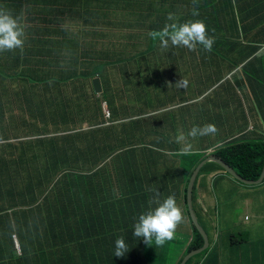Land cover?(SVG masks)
I'll return each instance as SVG.
<instances>
[{"label":"trees","instance_id":"1","mask_svg":"<svg viewBox=\"0 0 264 264\" xmlns=\"http://www.w3.org/2000/svg\"><path fill=\"white\" fill-rule=\"evenodd\" d=\"M54 1L56 0H20L36 8L32 11V16L39 13L40 7H46ZM71 1L93 6L97 8L95 12L100 15H108L110 13H106L108 10L117 9L103 18L105 21L117 20L115 25L121 15H129L126 22L133 27H122L120 24V30L115 38L127 48L128 53L126 63L121 66L120 82L122 78L123 83L114 94L122 110L121 112L110 110L112 123L117 120H127V122L119 127L121 133H117L118 136L110 135L116 128L111 125L105 126V121L99 118L100 108L89 106L76 117L80 123L89 124L87 130L82 133L60 131L63 127L58 123L63 122V119L60 118L61 114L58 111L59 102L55 104L50 96L46 99L45 93H43L44 99L40 101V96L36 94L39 91L31 89V94L27 97L29 103L24 101V105L25 113L29 119H34V122L27 125L24 118L15 119L16 115L12 114L14 119L10 125L3 126L0 123V264H99L103 259L114 263V242L117 238L125 239L129 249L124 255L126 257L132 256L140 244H145L142 239L135 238L132 231L138 216L149 209L150 199L146 195H139L141 184L135 179H126L123 182L120 169L117 178L122 184H117L115 175L111 174L108 167H112L114 159L119 157V155L113 156L118 147L134 150L130 154L137 151L142 153L140 149H148L151 153L155 150L144 144L147 136H153L152 127L150 125L145 127V123L139 121L140 116L144 115V106L154 99V96L146 86L142 68L140 71L137 70V73L134 70L133 73L129 71L132 70L129 67H134L136 60L143 59L149 54L162 56L190 53L186 48L172 47L166 52H161L158 42L149 38V32L161 30L164 24L169 22L166 19L168 13H174L179 23L189 20L203 21L208 34L215 36L212 51L207 53L226 56L235 52L238 54V59L232 63L234 68L241 66L242 58L247 57L249 61L244 65V71L248 75L250 85L253 87L258 84L259 88L263 86L259 79L264 80V69L261 67L250 69L254 62H257L255 55L260 53L261 46L252 41L245 44L244 32L257 28L253 24L264 14V0H239V3L233 0H196L195 5L192 0H156L157 5L151 8L149 4L146 5L148 0ZM11 2L12 0H9L5 6V0H0V6L8 7L15 12ZM208 6L210 15L205 13ZM194 7L199 12L198 16L192 15ZM235 9L236 11L240 9L243 13L241 22L239 19H234ZM34 18L35 16L30 20ZM214 18H219L221 21L214 23ZM241 23H246L243 28ZM261 35L260 40L263 42L264 28L261 30ZM217 45H221L220 49ZM199 49L202 53L206 52L201 47ZM18 53V50L7 52L5 57L21 59L30 65L35 63V55L31 49L24 47L22 58ZM261 53H263L261 57H264V51ZM107 59L109 58H105ZM106 66L107 63L99 65L98 71ZM34 74L42 83L51 82L52 73L39 75L34 72ZM6 78L0 72L1 87L7 85ZM65 78L76 97H80L85 89L91 91L89 82L82 87L83 82L89 79L87 75ZM208 80L212 81L210 76ZM158 98L162 101L169 100L166 94ZM133 101L136 102V106L130 105ZM139 101L142 104H139ZM116 116L118 119H115ZM37 121L46 124L38 126ZM9 131H11L10 138L26 139L11 143L10 138H7ZM56 131L59 132L54 135V139H43L46 133ZM111 136L118 139L116 145H113ZM17 146L20 147L21 168L11 156L7 159L4 154L11 152L12 155ZM106 150L108 151L104 154ZM84 152L93 155L81 159L85 164L89 161L87 169L80 168L77 160ZM57 153L59 158H53ZM214 155L231 166L242 178L250 181L258 180L264 167V143L243 142L225 145ZM205 170L207 167H204L202 172ZM236 184L240 185L238 182ZM184 192L183 200L188 222L184 221L180 225V230L182 235L186 236L183 232H188L189 229L193 238L182 259L187 253L204 244L202 236L190 219L186 188ZM21 195H27L26 202L15 203L16 206L21 207L17 210L11 202ZM174 195L179 200L181 194L177 192ZM193 203H195L194 198ZM4 216L6 218L2 223ZM8 216L9 231L15 228L18 232L19 256L14 255L10 235L8 237L4 234V223ZM243 239L245 240L246 237ZM171 241L167 244L169 245ZM152 245L154 243L147 246ZM250 247L251 251L238 255L236 260H233L234 264H264V239L256 241ZM141 257L150 260L147 253L145 255L138 253L137 257L134 255L139 262H142L139 259ZM214 258H218L217 251L210 252L208 249L190 258L186 264H217Z\"/></svg>","mask_w":264,"mask_h":264},{"label":"clouds","instance_id":"2","mask_svg":"<svg viewBox=\"0 0 264 264\" xmlns=\"http://www.w3.org/2000/svg\"><path fill=\"white\" fill-rule=\"evenodd\" d=\"M150 1L151 0H148L146 3V5L149 4V8L153 7L150 4ZM192 2L194 5L196 4V0H192ZM155 5H157L156 2L154 6ZM31 7L33 8V6ZM34 9L36 10V8H33L31 9V12L24 14V17H26V19L25 21H23V18L21 16H16L12 13L11 10L0 6V53L16 52L18 50L22 54L24 51V47H26V45L35 44L37 42L60 41L64 33L73 32L75 35L78 36V32H75L77 29L70 28L67 26V24L72 22H78L82 24V27L80 29L82 33V38H81L82 40L80 45L83 43V53L86 54V56L82 62V68L80 72H83L84 75L88 76L89 79L88 81L87 80L86 81L87 83L89 82L91 85V91L89 92V94H91L94 97V100L92 101L89 100L88 103H84V101L82 100L85 98L84 97L85 94L83 93L80 95V97H76L74 95L72 99H68L66 102L60 103L58 100V95L55 93V90L63 91V89L66 88L67 90L71 89L73 91V88L66 81L65 78L66 75L62 74L63 71L60 70V67L58 68L57 73H52V79L51 82L49 83H42L37 79H28L26 81L31 89L43 93H45V91H48L49 96L52 100H54V103L56 104L57 102H59L60 107L58 108V111L61 114L60 118L63 119V122L58 123L59 126L63 127V129L60 131L68 130V132L66 133H72L76 131L82 133V131L87 130L88 127H90L89 124L80 123L78 120H76V117L79 112L85 111L89 106L95 107V109L100 108L99 118L105 121V126L111 125L114 128L121 127L122 123L127 122V120H117L112 123L110 121L111 118L110 110L114 112H121L122 110L121 104L117 100V97L114 94L116 93L117 89L120 87V84L123 83L122 78L120 82V72H121V66L125 64L128 59V53H127V48L121 45V43L117 41L115 38L118 31L120 30V24H122V27L125 26L133 27V26H131L128 22L120 23V20H118L117 24L115 25L114 23L117 20L105 21L103 19L104 17H107L108 15L112 14V12L116 11L117 9L114 11L108 10L106 12V13L110 12L108 15H100V13L95 12L97 8L80 2L75 3L71 0L70 1L56 0L50 3L49 5H47L46 7H40L39 13L37 15L32 16L31 13ZM80 10L83 11V14H86V11H88L86 18L82 20L80 18H73L75 16H79ZM192 15L193 16L199 15V12L196 10L195 7L193 8ZM34 16L35 18L33 20H30ZM166 19L169 22L165 23L161 30L151 31L148 33L150 39L158 42V47L161 52H166L170 47L186 48L190 52H195L198 50V46L201 47L206 52L210 53L212 51L213 45L215 43V37L214 35L210 36L208 34L207 27L203 21L189 20L184 23H179L177 16L171 12L167 14ZM261 36L262 35L260 33L258 39V41L261 42L259 43V45L261 46L260 53H257L256 55L259 54L263 55V53L261 52L264 51V41L262 42L260 40ZM94 39L96 40L95 49H93ZM78 44L79 42L77 40L75 39L72 40V47L74 50L78 47ZM104 57L109 59L105 60ZM4 58H6L5 55L3 56L2 59ZM73 60H75V57H73V59L72 57L67 58L65 61V67L73 65ZM140 60L142 59H139V61ZM144 60L142 64L144 63ZM105 63H107L108 66L98 71V66L103 65ZM129 69H132L129 71H132L134 73V67H129ZM0 72H2L7 77L6 78L7 85L3 87L0 86V90L8 91V92L15 91L17 89L15 83H17L21 79H19L15 75L6 74L4 71L1 70V68H0ZM73 72H65V73H73ZM55 74H58V76H55ZM76 76H80V75H76ZM93 79L98 80L100 84L101 92H97V93L94 92L95 86L92 85ZM104 84L110 96L114 98L115 104L112 105L108 104L106 97L104 96L105 93ZM186 86H187V81L182 78L175 84V87L178 89L185 88ZM8 97L12 101H10L8 103V106L6 107V105L4 104L5 96L0 93V123L2 125H3L5 112H9V115L7 116L8 117L7 125H10L11 123L9 122V120L14 119L12 117L13 113L9 110V107L11 106L12 102L17 103L15 108L21 105V110H19V114L16 115L15 119H20V117L23 118L26 111L24 101L23 103H19L17 101L20 99L19 95L10 93ZM132 104L135 105L136 102L133 101L130 103V105ZM71 106H72V111L70 117L69 107ZM74 111L75 114L73 113ZM143 111H144V115L140 116L141 119L139 121L143 122L144 119L148 117L154 123L158 122V124H160V131L163 134V136L169 137L170 135L169 133L172 132L173 130L172 128L174 124H176V120L172 116H165L169 112L168 109L164 107H158L156 109H148L146 107V109H143ZM115 119H118V117L116 116ZM25 120L28 122L27 125H29L32 123L33 119H29L27 115ZM65 122L67 124H64ZM57 132L59 131L48 132L44 135L43 139L46 140L54 139V135H57L56 134ZM217 132L218 129L214 124H205L203 126H193L188 131L186 136L183 133H181L178 139L179 141L185 142L180 150L181 154L184 155L189 154L188 156H192L190 153L192 151L193 146L190 143V140H195L198 137L214 136L217 134ZM10 137H11V131L7 132V138ZM111 137H112L111 141L114 142L113 145H116V143H118V139L115 138L114 136ZM150 137L152 136L146 137V139L144 140V144H146L148 147L155 148V150L152 151L162 150L155 146L154 144L155 142L152 145L153 139H151ZM0 138H1V131H0ZM19 139H26V138H18V139L10 138L9 141L11 143H17L19 142L18 141ZM19 148L20 147L17 146L15 151L12 152L11 159H13L17 163V165L21 168ZM116 149L117 151L113 156L119 155V157L114 159V163L112 164L113 171H112V167H108V168L110 171H112V174L115 175L117 179L116 183L122 184V182L119 181L117 178L119 169L121 171H124L125 169L130 168L135 164L138 157L141 156L139 151H137L134 154L126 155V152L128 151L126 150V148L122 149L121 147H118ZM107 151L108 150H106L104 154ZM164 153L167 156H170L172 152L167 153L164 151ZM91 156L93 155L87 154L86 152L82 153L77 158V160L79 161V167L87 169L89 167V161L88 164H85L81 159L83 157H91ZM212 156L216 157L214 154L205 158H203L202 156L203 159L201 158L200 160H198L195 166L197 167L203 160ZM53 158H59V154L57 153L56 155L53 156ZM168 161H170V159ZM210 162L211 161L204 164L197 175L196 181L193 186V195H192L193 206H194L193 198L195 192L194 190L196 189V187L199 186V182L202 178V176L200 177V174L202 172V169L204 167H207V164ZM211 163H215V162H211ZM144 164H145L144 171H140V170L135 171L134 176L132 178L141 184V191L139 195H146L150 199L147 189V181L149 179V173H150V169H149L150 164L145 162ZM195 166L193 172L191 171L189 173L186 184H184L185 176L181 174H177V176H179L178 178H176L179 184V193L182 195L184 190H182L181 188H186V197H187V190L191 176L196 169ZM219 167L222 168L221 166ZM206 171L207 170L203 171V173H205ZM222 171L226 172L223 168ZM229 176L232 177L230 174ZM232 179H234V181H237L234 177H232ZM123 182H125V179L123 180ZM237 182L242 184L239 181ZM263 184L264 181L259 185H246V184L243 185L259 187ZM149 191L153 193L152 198L149 200V209L138 216L137 221L133 225L132 232L135 238L142 239L145 244L151 245L154 243V245L148 247L145 244H140V246L142 247L140 246L137 247L136 248L137 250L134 252L132 256L126 257L124 255L128 252L129 249L125 242V239L123 237L117 238L114 242L115 246L113 253L115 262L110 263L107 260L103 259L99 262V264H154L157 258L161 254H163L161 252V247L164 246L165 243L173 240L175 236L178 238L179 240L178 242L182 241L183 237H185L184 235H182L180 230V225L184 222V215L182 209L177 205L175 196L169 195L167 196V198L160 199V192L157 189H149ZM21 196L16 197L13 200V202H11V204L17 210L20 209L21 207L19 205L16 206L15 203L20 204L26 202L27 195H24L22 197ZM152 205H155V207H151ZM187 208H188V203H187ZM194 211L197 215V211L195 209ZM252 217L244 216L242 218L243 223L245 225H250L255 221V218ZM5 218L6 217L4 216V218L2 219V223L4 222ZM9 218L10 217L8 216L4 223V234L8 237L10 235L14 249V255L16 254L19 256L20 241L18 238V232L16 231L15 228L12 231H9V223H8ZM197 218L200 226L204 229V231L207 234L209 240V246L205 250H203L198 254H195L194 256L199 255L208 249L210 250V252L216 250L218 254V258L217 259L214 258V259L216 260L217 264H228V263L234 264L233 260H236V257L238 255H240L242 252L248 253L249 251H251V247L249 245V232L243 233L240 231L241 229L243 230L245 227L236 225L235 228L229 229V228H224V226L220 224H213V223L211 224V226H208L203 222L202 218L199 216V213ZM185 220L188 221L187 218H185ZM208 227L211 229V232H209ZM227 232H229L231 236L226 237ZM191 236L185 248L181 252L180 257L177 260V264H181L183 259L189 253L201 249L203 247L202 246L198 249L192 250L191 252L187 253L182 259L186 248H188V245L190 244L193 238ZM244 237H246L245 240L243 239ZM217 246H219V249ZM138 253H142L143 255L147 253V255L150 257V260L141 257L139 259L142 262H139L136 258H134V255L137 257ZM117 259L122 261V263H120Z\"/></svg>","mask_w":264,"mask_h":264},{"label":"crops","instance_id":"3","mask_svg":"<svg viewBox=\"0 0 264 264\" xmlns=\"http://www.w3.org/2000/svg\"><path fill=\"white\" fill-rule=\"evenodd\" d=\"M234 18L239 19V13H233ZM261 18L262 24H253L257 26L251 31H243L246 42L260 43L258 41L261 30L264 28V15ZM241 22V20L239 19ZM242 28L244 23H241ZM240 39L242 38L239 30ZM79 42L78 47L74 50L72 47V40ZM82 39H79L73 32L64 33L60 41L37 42L35 44H28L26 48L32 50L35 55V63L30 65L21 59H13L8 56L0 60V68L8 75H15L20 81L16 84L17 89L12 92L0 90V93L5 96L4 104L6 107L12 101L8 95L10 93L17 94L20 99L19 103H23L21 97L25 91H28V96L31 94V88L26 80L38 79L34 72L39 75L57 73L58 68L64 72H80L82 62L86 54L83 53V43L80 45ZM95 49L96 40L93 41ZM35 46V48H34ZM220 49V48H218ZM184 50V49H183ZM232 54H236L232 52ZM18 56L22 58L19 52ZM261 54L256 55L257 61L260 62ZM75 57L73 65L65 67L67 58ZM203 57L205 61L201 58ZM229 55L213 54L200 56L187 52L186 54H172V55H157L155 57H148L144 60V64L136 66L138 71L142 68L144 71V78L146 86L154 97H162L163 94L168 95L169 101L161 104L162 107L168 109L165 116H172L176 120V132L173 137H165L160 131V124L151 121L148 117L144 119L145 127H152V145L155 142L174 143L175 146L169 144H162L156 146L167 153L180 152L184 145V141H179V136L183 133L185 136L193 126H203L205 124H214L218 132L214 136L198 137L195 140H190L193 148L190 154H202L203 158L213 155L219 148L225 145H236L243 142L264 143V80L261 88L252 87L249 83V78L244 71V65L249 61L247 57L242 58L241 66L234 68L232 63H227ZM226 64H217L214 61L222 59ZM204 63V64H203ZM171 67L168 72L171 75L179 78H184L187 81L185 88L178 89L175 84L164 91L161 88H149L148 79H159V67ZM260 67V63L258 65ZM257 67V68H259ZM255 67H250L253 69ZM260 69V68H259ZM259 71V70H258ZM24 78H21V77ZM58 76V74H55ZM152 76H155L153 78ZM210 76L211 82L208 80ZM87 83L85 80L82 84L84 87ZM252 91V96L249 92ZM90 90L85 89L83 93L85 98L82 100L88 103L89 100H94V97L89 94ZM58 95L60 103L72 99L74 94L71 89L64 88L63 91L55 90ZM159 93V94H158ZM39 100H43V92H37ZM46 99L49 92L45 91ZM222 95H224V102H222ZM136 106V104H135ZM15 109L21 110V105ZM156 109V108H154ZM66 110V108H65ZM72 106L69 107L71 117ZM255 111V112H254ZM254 117H253V116ZM8 119V117H7ZM66 119V117H65ZM256 119V120H255ZM258 120V121H257ZM34 122V119L32 120ZM257 121V122H256ZM37 125H44L46 123L36 122ZM64 124H67L66 122ZM31 125V124H29ZM3 138V137H2ZM181 153V152H180ZM7 159L11 156V152L5 153ZM188 155V154H187ZM145 163L150 164V160L154 157L140 153ZM202 158V159H203ZM9 161V160H7ZM167 165L175 168L177 162L173 159L167 162ZM140 165L131 166L121 173L122 179H131L134 176V169L140 168ZM178 170V168H175ZM180 172V170H178ZM228 176L218 167L216 163H208L207 171L203 173L199 182V194L196 196L197 214L202 218L203 222L211 226V224H220L224 228L233 229L235 226H242L249 229V245H253L256 241L264 239V232L260 234L261 224L264 223V202L256 199V194L259 190H264L263 186H245L238 191L239 195L245 198L237 204L231 205L229 191L231 188H238L240 185ZM221 193V197L217 196L214 187ZM185 190V188H181ZM195 191V190H194ZM184 221L186 218L185 210L181 203ZM202 208V210H201ZM204 209V211H203ZM220 212V215H219ZM244 216L254 217L255 221L250 225H245L242 221ZM188 222V221H187ZM184 227V226H183ZM219 249V246H217ZM229 264V263H228Z\"/></svg>","mask_w":264,"mask_h":264},{"label":"rangeland","instance_id":"4","mask_svg":"<svg viewBox=\"0 0 264 264\" xmlns=\"http://www.w3.org/2000/svg\"><path fill=\"white\" fill-rule=\"evenodd\" d=\"M236 1V3H239V0H234ZM9 0H5V6L8 4ZM156 0H151L150 4L152 6H154ZM12 5L14 6L15 12H13L11 9H9L8 7L6 9H9L12 11V13L16 16H21L23 18V21H25L26 17H24V14L28 13L31 11V9H33L31 6H29L28 4L22 3L20 2V0H12ZM88 11H86V14H83V11L80 10L79 12V16H75L73 18H80L81 20L86 18ZM205 13L210 15V10H209V6L205 9ZM238 13H239V19L242 20L241 17H243V13H241V10L238 9ZM264 15V14H263ZM262 15V16H263ZM261 16V17H262ZM129 19V15H121L120 16V23L126 22ZM217 21H221L219 18H214V23ZM246 24V23H244ZM254 24H262L261 18H257L254 22ZM68 27L70 28H75L77 29L75 32H78V37L79 39L82 38V33L80 31L82 24L78 23V22H72V23H68L67 24ZM115 28V27H114ZM211 34L213 35V33L211 32ZM215 37V36H214ZM219 46L221 45H217V47L219 48ZM5 53H0V59L3 58V56L6 54ZM191 54H196V55H200V56H205V55H211L208 54L207 52L202 53L198 47V50L195 52H190ZM229 57L227 58V63H235L238 59V54H228ZM149 56L151 57H155L157 56V54H149L147 55L145 58H148ZM144 58V59H145ZM204 61L205 59L203 57H201ZM137 60L134 64V70L136 71V66L142 64L143 60ZM223 62H220V60L218 61H214L217 64L221 63V64H226V62L224 61L223 58H221ZM140 63V64H139ZM260 63V67L262 69H264V57H261L260 62H254V65L252 67H255L257 69V67H259ZM259 67V68H260ZM171 70V67H164L161 68V65L159 67V71H160V80L159 79H148V84H149V88L153 87V88H161V89H169L172 85H174L175 83L178 82V78L177 76L175 77V75H171L168 71ZM66 76H74V75H84L83 72H75V73H62ZM153 78H155V76H152ZM181 78H179L180 80ZM184 79V78H182ZM186 80V79H184ZM261 80V79H259ZM258 85V84H257ZM257 85H254V87H257ZM104 96L106 97V100L108 102L109 105L115 104V100L112 96H110L109 92L106 89V86L104 84ZM251 96H252V91L249 90ZM28 91H25L22 94V98H24L25 102H28ZM12 98V96H11ZM169 101V100H168ZM167 102V101H162L161 99H159L158 97H154V99H152L150 102H148L145 106L144 109H146V107L148 109H154V108H158V107H162L161 104ZM222 102H224V95H222ZM29 103V102H28ZM139 104H142L139 101ZM17 105L16 102H12L11 106L9 107V110L14 114L17 115L19 114V110L15 109V106ZM75 114V111L73 112ZM9 115V112H5L4 114V119H3V126H6L8 124V120H7V116ZM27 117V113L24 114V119H26ZM26 122V124L28 123L26 120H24ZM9 122H13V120H9ZM168 129V126H167ZM173 131L176 132V124H174L173 126ZM173 133H169V137H173ZM120 134L121 131H119V127L114 129L112 133H110L111 135L114 136H118L116 134ZM156 146H161L162 144H169L172 146H175L176 144L174 143H161V142H156L154 143ZM141 148V147H140ZM140 151L144 154V155H149V158L154 156L153 159L150 160V165H149V169H150V173H149V179L147 181V189H148V194L150 196V199L153 196V193L149 191V189H157L160 192V199H164L167 198L166 196L169 195H174L175 193H179V184L176 178H178L179 176H177V174H181L183 176H185L184 178V184L187 183L188 180V175L189 173L194 170V166L196 165V162L198 160H200L202 158V154H191L192 156H188V155H184L181 154L180 152H172L170 154V156H167L163 150H157V151H153V153L150 152V150L148 149H140ZM134 152V150H128L126 153L127 155ZM175 160L177 162V167L178 170H180V172H178L177 169L167 165L168 160ZM136 165H140V168H135L134 172L137 170L140 171H144L145 169V164H144V160L141 157H138V159L136 160L135 164L133 166ZM196 167V166H195ZM112 171H113V167H112ZM111 171V174H112ZM203 175V172H201L200 177ZM263 186V185H262ZM261 186V187H262ZM245 186H242L240 184V187L238 188H231L229 191V196L230 199L228 200L229 203H232L231 205L237 204L240 201L244 200L245 198L242 195H239L238 191L242 188H244ZM196 190H198V187H196L195 192H194V200L195 203L193 207H195L194 209L198 211V208L196 207V201L198 200V198L196 196H198L199 194L196 192ZM215 192L217 193V196L221 197V193L218 191V189H216V186L214 187ZM175 196V195H174ZM184 196L185 193L183 191L182 195H180L179 200L175 197L177 205L179 207H181V203L183 204V208L184 210L186 209V205L184 204ZM256 199H258L260 202L261 201L264 202V190H259L256 194ZM190 209V207H189ZM202 210V208H201ZM204 211V209H203ZM253 218V217H252ZM209 232H211V229L208 227ZM177 231V230H176ZM243 233H248L249 229L248 228H244L243 230H240ZM260 234H262L264 232V223L261 224V229H260ZM184 234H186L185 237H183L182 241L178 242V238L175 236V238L171 241V243L168 245L167 243L164 244V246L161 247V252L165 253L163 256H159L157 258V260L155 261L154 264H177V260L180 257L181 252L183 251V249L185 248L187 242L189 241L190 238V230L188 229V232H183ZM231 236L229 234V232L226 233V237ZM238 236V235H237Z\"/></svg>","mask_w":264,"mask_h":264},{"label":"water","instance_id":"5","mask_svg":"<svg viewBox=\"0 0 264 264\" xmlns=\"http://www.w3.org/2000/svg\"><path fill=\"white\" fill-rule=\"evenodd\" d=\"M92 85H94V92H101V88H100V84L98 82V80L93 79L92 80ZM215 162L217 163L219 166H221L228 174H230L232 177H234L237 181L241 182L242 184H246V185H259L264 181V167L262 170V173L259 177L258 180L256 181H250V180H246L244 178H242L240 175L237 174V172L232 169L228 164H226L223 160L217 158V157H209L205 160H203L195 169L194 173L191 176L189 185H188V190H187V203H188V208L189 209V213H190V217L192 220V223L196 226V228L198 229L199 233L202 235L203 239H204V245L201 249H198L196 251H193L191 253H189L182 261L181 264H186L187 260L189 258H191L192 256H194L195 254H198L200 252H202L203 250H205L208 246H209V240L207 237L206 232L204 231V229L200 226L199 222H198V218L197 215L194 211L193 208V204H192V195H193V186L194 183L196 181L197 175L200 172L201 168L203 167L204 164H206L207 162Z\"/></svg>","mask_w":264,"mask_h":264},{"label":"bare ground","instance_id":"6","mask_svg":"<svg viewBox=\"0 0 264 264\" xmlns=\"http://www.w3.org/2000/svg\"><path fill=\"white\" fill-rule=\"evenodd\" d=\"M232 6H233V5H232ZM226 29H227V28H226ZM254 112H255V111H254ZM252 116H253V115H252ZM254 116H255V115H254ZM254 116H253V117H254ZM255 120H256V119H255ZM257 121H258V120H257ZM257 121H256V122H257Z\"/></svg>","mask_w":264,"mask_h":264}]
</instances>
